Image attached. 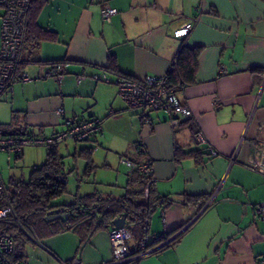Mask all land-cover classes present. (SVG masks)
<instances>
[{"label": "crops", "instance_id": "crops-1", "mask_svg": "<svg viewBox=\"0 0 264 264\" xmlns=\"http://www.w3.org/2000/svg\"><path fill=\"white\" fill-rule=\"evenodd\" d=\"M102 5L115 9L109 21L100 16ZM189 21L190 32L175 37L174 30ZM36 22L55 38L29 33L20 68L32 80L14 83L1 95L11 107L5 123L16 132L49 134L61 131L66 118L100 121V130L82 143L68 139L57 145L62 156L84 159L83 174V154L90 150L96 168L87 175L101 169L109 176L94 183L105 191L94 187L77 196L121 197L142 174L144 195L150 191L159 199L145 222L150 252L120 264H260L264 216L255 206L264 202V174L248 162L264 144V0H46ZM183 44L201 48L195 80L177 90L191 116L174 125L158 110L140 121L115 81L121 75L141 80L166 74ZM112 57L116 72L107 69ZM53 62H61V81L44 75V64ZM103 71L109 81L76 82L81 72ZM196 132L203 142L196 141ZM30 152L24 148L21 155L26 159ZM130 162H149L150 174ZM73 170L77 175L78 166ZM75 201L76 196L63 203ZM111 229L97 230L82 245L73 231L40 237L25 262L111 263ZM162 235L174 241L155 251L162 244L154 240ZM141 239L131 235L127 249L138 250Z\"/></svg>", "mask_w": 264, "mask_h": 264}, {"label": "built area", "instance_id": "built-area-1", "mask_svg": "<svg viewBox=\"0 0 264 264\" xmlns=\"http://www.w3.org/2000/svg\"><path fill=\"white\" fill-rule=\"evenodd\" d=\"M32 0H0L1 14L0 26V97L5 92H11L14 83L28 82L32 78L20 68V58L25 41L27 25V11ZM115 13V9L108 5H102L100 16L103 20L109 21ZM193 27V21H189L174 30L175 37L186 36ZM45 77H51L55 81H61L63 77L61 63L44 64ZM87 78L94 81H109L107 72L93 73L87 75L81 72L76 75V82L80 83ZM115 84L118 95L125 101L127 107L136 112L138 119L148 122L150 111L163 110L170 115V122L174 125L191 116V110L187 105L180 102L177 91L167 83L166 75L146 76L144 79L119 77ZM57 113L62 114L63 109L57 108ZM64 128L56 133H43L34 131H23L20 134L7 133L0 125V152H5L9 157L19 156L25 146L53 147L68 139L85 140L98 132L101 123L96 118L77 120L75 118L64 119ZM194 138L203 142L201 133L196 132ZM210 151H212L210 149ZM131 167L143 173L150 174L151 165L149 162L132 163ZM248 166L264 174V144H262L258 156L248 162ZM65 179V175L61 176ZM256 211L264 216V202L255 206ZM12 220L16 225L21 226V221L16 218L13 206L9 199L8 187L0 174V224ZM130 234L126 226L112 228L109 231V238L112 247L113 264L136 259L150 252L149 239L144 237L136 251H129L126 242ZM164 238V239H163ZM162 245L167 243V237L159 236L155 240ZM14 243L12 237L0 228V264H25L24 261L12 260L10 254ZM264 264V257L259 260ZM61 264H79L76 258L70 261H62Z\"/></svg>", "mask_w": 264, "mask_h": 264}, {"label": "trees", "instance_id": "trees-1", "mask_svg": "<svg viewBox=\"0 0 264 264\" xmlns=\"http://www.w3.org/2000/svg\"><path fill=\"white\" fill-rule=\"evenodd\" d=\"M45 1H31L27 11L25 41L30 32L39 39L52 40L55 38V32L40 27L36 22L37 13ZM200 51V47L190 48L184 44L178 48L169 69L164 74L167 77V83L175 91L195 80ZM107 69L117 71L113 57L109 59ZM121 76L132 78L127 75ZM20 133L17 131L15 134ZM46 148L45 161L33 166L28 180L11 178L7 186L15 216L21 221V226L16 225L12 220L0 224V228L13 239L14 247L10 254L12 260L25 262L22 253L23 244L17 243L21 232L19 228L24 231L26 227L27 231L25 230L24 233L33 241H35L34 235H37V228H41L38 230V238L41 234L50 236L63 231H73L80 237V245H82L94 232L111 227V221L125 213L130 236L139 234L141 238H144L146 219L151 207L159 200L157 197H152L150 191L147 196L144 195V175L138 174L135 179L132 178L127 186L126 194L121 197H103L100 193H90L76 196V201L71 204L56 202L54 200L67 191L66 180L61 178L65 174L63 156L58 152L57 145ZM83 155L86 159L84 174H88L96 166L93 164L90 150L85 149ZM55 208H61L65 213L64 216L49 219L48 212ZM172 241L174 239L161 245L155 251L164 248Z\"/></svg>", "mask_w": 264, "mask_h": 264}, {"label": "rangeland", "instance_id": "rangeland-1", "mask_svg": "<svg viewBox=\"0 0 264 264\" xmlns=\"http://www.w3.org/2000/svg\"><path fill=\"white\" fill-rule=\"evenodd\" d=\"M3 13V10L0 9V16ZM0 26H1V17H0ZM24 47V45H23ZM23 52V49H22ZM22 56V54H21ZM31 81V80H30ZM4 104H6V102H2L0 101V124L2 125L3 131L7 132V133H16V129L11 128L10 129V125H8L9 123H5V120H9L11 118V110L8 106H4ZM7 105V104H6ZM73 143V142H72ZM78 143H82V141L78 142ZM30 150L31 152L29 153V156H27L26 159H24L23 155H21V153L23 152V150ZM22 149V152L20 153L19 156H12L9 157L7 153L5 152H0V174L5 182V184L8 186L10 183V179L14 178L17 180H28L31 170L33 168V166L35 165H39L41 164V162L45 161V157H46V152H47V148L46 147H39V146H25ZM40 152H43V157L42 159H38L40 157H38L40 155ZM39 153V154H38ZM73 157H70L67 155V153L65 152L63 154V163L66 166L65 167V172H67L68 170H72L75 168V166H78V173L76 175V171L74 172H70L69 176H68V180H66V186H67V191L64 195L56 198L54 201L56 202H65L67 201V198H69L71 201L75 198V196L79 195V194H84L86 192V190L88 189H93L94 187L96 188V190L99 191H105V189L103 188V186L101 184H94L95 182H99V180H103V178H109L105 177L104 175H102L103 170H99L97 173V176L94 174H91V176L87 175V174H83V170H84V165H85V161L84 159H82L81 157H77V162L73 160ZM78 160H79V165H78ZM84 162L83 165H81L82 161ZM80 176H84L85 181L84 182H80L79 177ZM101 187V188H99ZM64 216V215H63ZM25 227V226H24ZM20 229V237L17 241L18 244H23L22 247V253H23V258L26 257H31L33 256V247H34V242L39 243L40 239L38 238V230H40L41 228H37V235H34V240L33 241L30 237H28L24 232L25 230L27 231V228L25 227V230L23 231L22 228ZM47 236V235H46ZM45 235L41 234V238L42 240L46 237ZM53 236V235H52ZM44 237V238H43ZM41 240V241H42ZM43 243V241H42ZM21 251V250H20Z\"/></svg>", "mask_w": 264, "mask_h": 264}, {"label": "water", "instance_id": "water-1", "mask_svg": "<svg viewBox=\"0 0 264 264\" xmlns=\"http://www.w3.org/2000/svg\"><path fill=\"white\" fill-rule=\"evenodd\" d=\"M65 213L63 212V210L61 208H55V209H52L48 212V218H55V217H61L63 216ZM126 220H127V216L126 214H122L118 217H115L111 223H110V226L111 228H119V227H122L125 225L126 223ZM113 264H120V262L118 263H113Z\"/></svg>", "mask_w": 264, "mask_h": 264}]
</instances>
